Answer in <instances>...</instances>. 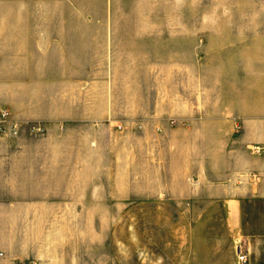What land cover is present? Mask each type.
Returning a JSON list of instances; mask_svg holds the SVG:
<instances>
[{"label": "rangeland", "instance_id": "1", "mask_svg": "<svg viewBox=\"0 0 264 264\" xmlns=\"http://www.w3.org/2000/svg\"><path fill=\"white\" fill-rule=\"evenodd\" d=\"M19 1L68 4L43 11L46 19L55 13L110 21L106 43L91 42L87 59L41 60L43 67H57L61 83L38 92V107L57 101L59 119L38 123L26 136L51 133L58 162L72 146L75 164L100 165L89 177L102 175L107 193L115 180L128 186L131 175L160 174L166 149L184 154L196 148L203 170L213 150L223 165L226 153L260 152L253 140L264 138V0L0 3ZM11 120L18 135L20 124ZM8 134L17 139L12 132L0 135ZM133 201L90 203L89 218L68 220L73 237L89 244V264H150L164 252L165 238L192 221L173 217V204Z\"/></svg>", "mask_w": 264, "mask_h": 264}, {"label": "crops", "instance_id": "2", "mask_svg": "<svg viewBox=\"0 0 264 264\" xmlns=\"http://www.w3.org/2000/svg\"><path fill=\"white\" fill-rule=\"evenodd\" d=\"M61 5L68 4L0 3V108L21 127L17 139L0 135V264H89V244L73 237L68 220L89 218L90 203L134 199L173 204V217L192 220L188 229L165 238L164 252L153 255L150 264H238L239 252L249 264H264V138L253 140L259 153H226L224 165L213 150L204 170L194 147L184 154L163 150L160 174L131 175L128 186L115 180L107 193L102 175L89 177L100 165L75 164L72 146L58 162L51 133L26 137L38 123L50 126L59 119L57 101L48 100V109L38 107V92L61 83L57 67H43L41 60L87 59L91 42L107 41L109 20L55 13L43 18V11ZM95 31L103 35H91Z\"/></svg>", "mask_w": 264, "mask_h": 264}, {"label": "built area", "instance_id": "3", "mask_svg": "<svg viewBox=\"0 0 264 264\" xmlns=\"http://www.w3.org/2000/svg\"><path fill=\"white\" fill-rule=\"evenodd\" d=\"M14 121L11 120L10 113L1 108L0 109V134H6L7 132H12V134L17 135V132H13L15 130V125H13ZM10 124V126H9ZM238 264H249L247 255L239 252L238 256Z\"/></svg>", "mask_w": 264, "mask_h": 264}]
</instances>
